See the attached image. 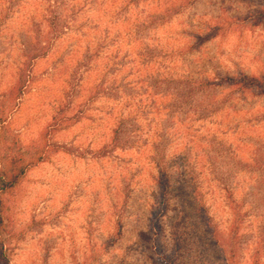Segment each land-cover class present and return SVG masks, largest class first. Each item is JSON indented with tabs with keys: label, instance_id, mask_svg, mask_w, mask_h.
I'll use <instances>...</instances> for the list:
<instances>
[{
	"label": "rangeland",
	"instance_id": "obj_1",
	"mask_svg": "<svg viewBox=\"0 0 264 264\" xmlns=\"http://www.w3.org/2000/svg\"><path fill=\"white\" fill-rule=\"evenodd\" d=\"M261 3L0 0L8 264H264Z\"/></svg>",
	"mask_w": 264,
	"mask_h": 264
},
{
	"label": "trees",
	"instance_id": "obj_2",
	"mask_svg": "<svg viewBox=\"0 0 264 264\" xmlns=\"http://www.w3.org/2000/svg\"><path fill=\"white\" fill-rule=\"evenodd\" d=\"M262 2L259 8L251 11L250 16L256 19L264 20V0H258ZM248 16L249 18H251ZM206 36H200L199 39H205ZM40 46L39 51H37L36 55H43L47 52V48L49 47V42L47 44H43L40 40L38 41ZM27 75L24 72H20L16 85L11 90L15 96L18 97L23 92V87L26 83ZM200 87L214 86L220 87L223 85H228L235 87L236 89L243 90H254L261 89L264 91V77H257L254 75L247 74H238L235 76H223L216 81H211L209 79H204L200 81ZM2 115L0 114V124L2 123ZM122 127V121L118 119L116 127L112 130L113 132V143H116L118 139V135ZM46 148L42 149L36 159H25L20 153L5 150L3 152L0 151V264H8L9 256H10V248L5 243V234H6V223H5V215H4V195L7 191L12 189L24 175L26 169L39 161H41L46 155ZM231 205L234 209V223L232 231L234 234H237L240 223L243 219L242 214L240 212L239 205L236 203L234 199L231 200ZM233 253H231L232 255ZM255 264H259L258 256L255 258Z\"/></svg>",
	"mask_w": 264,
	"mask_h": 264
}]
</instances>
